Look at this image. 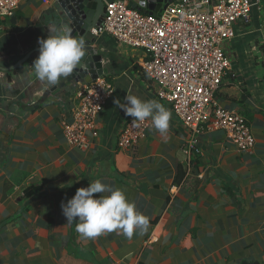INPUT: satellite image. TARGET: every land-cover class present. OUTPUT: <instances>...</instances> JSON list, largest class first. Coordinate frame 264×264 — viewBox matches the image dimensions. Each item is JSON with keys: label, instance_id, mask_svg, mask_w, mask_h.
I'll list each match as a JSON object with an SVG mask.
<instances>
[{"label": "crops", "instance_id": "obj_1", "mask_svg": "<svg viewBox=\"0 0 264 264\" xmlns=\"http://www.w3.org/2000/svg\"><path fill=\"white\" fill-rule=\"evenodd\" d=\"M60 14L58 0H22L13 16H0V264H264L259 18L251 14L225 43L232 68L215 92L222 107L249 120L256 146L241 151L224 129L205 125L189 162L183 146L191 130L156 95L137 63L142 50L107 33L98 36L114 93L97 118L98 135L88 132L86 146L67 140L63 122L72 121L81 84L38 80L31 67L38 56L16 66L59 30ZM128 93L166 106L167 139L151 126L135 146L119 147L132 117L114 101L126 103ZM96 179L123 189L151 218L146 234L81 239L75 223L67 224L62 202Z\"/></svg>", "mask_w": 264, "mask_h": 264}, {"label": "built area", "instance_id": "obj_2", "mask_svg": "<svg viewBox=\"0 0 264 264\" xmlns=\"http://www.w3.org/2000/svg\"><path fill=\"white\" fill-rule=\"evenodd\" d=\"M22 0H0V16H13ZM48 4L51 0H43ZM264 0H174L156 14L130 6L128 0L107 4L104 22L96 34L107 33L119 43L142 50L137 63L156 85V95L168 101L175 114L191 130L183 151L191 162L199 151L204 126L224 129L228 138L244 152L256 146L249 120L239 112L225 109L215 92L232 68L224 46L236 36L237 22H247L254 6ZM114 93L105 75L81 85L72 121H64V133L73 145L86 146L87 133L95 136L97 118ZM130 119L118 140L129 149L144 138L150 119L134 125Z\"/></svg>", "mask_w": 264, "mask_h": 264}, {"label": "clouds", "instance_id": "obj_3", "mask_svg": "<svg viewBox=\"0 0 264 264\" xmlns=\"http://www.w3.org/2000/svg\"><path fill=\"white\" fill-rule=\"evenodd\" d=\"M146 7L148 0H137ZM40 54L31 66L35 77L50 87L71 76L77 68L87 70L83 63L86 42L82 36H74L71 28L55 33L50 30L47 39H40ZM125 102L117 98L114 103L126 116L133 118L137 127L150 119L151 126L165 139L168 137L171 112L157 100H143L128 93ZM101 193L99 197L94 194ZM67 224L75 223V231L81 239H95L101 235L117 232L128 239L134 234L148 232L151 218L137 210L123 189L113 188L100 179L91 181L88 187L78 188L75 195L61 204ZM78 218V219H77Z\"/></svg>", "mask_w": 264, "mask_h": 264}, {"label": "water", "instance_id": "obj_4", "mask_svg": "<svg viewBox=\"0 0 264 264\" xmlns=\"http://www.w3.org/2000/svg\"><path fill=\"white\" fill-rule=\"evenodd\" d=\"M113 0H58L62 14L58 20V31L66 28L72 29L74 36H82L86 42V55L83 63L87 65V70L77 68L65 82L57 87L65 86L68 82L75 81L81 85L92 82L99 76L104 75V54L101 51V40L95 33L99 29L105 18L107 4ZM174 0H148L146 7L137 3V0H128L131 7L148 13L156 14L167 8ZM39 48L29 52L19 63H24L28 59L39 56ZM264 80V76H263Z\"/></svg>", "mask_w": 264, "mask_h": 264}, {"label": "rangeland", "instance_id": "obj_5", "mask_svg": "<svg viewBox=\"0 0 264 264\" xmlns=\"http://www.w3.org/2000/svg\"><path fill=\"white\" fill-rule=\"evenodd\" d=\"M252 14L254 17L257 16L259 18V20H258L260 22L259 24L262 25L261 27H263V30L260 32V35H259L260 42L259 43L256 42V46H258L257 50H258L259 54L261 55V53L264 54V3L261 6H254ZM237 25L239 27L244 26V22H237L235 24V27H237ZM129 48H131V47H129ZM136 50H139V49H136ZM260 68H261V66H260Z\"/></svg>", "mask_w": 264, "mask_h": 264}]
</instances>
